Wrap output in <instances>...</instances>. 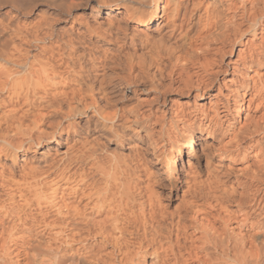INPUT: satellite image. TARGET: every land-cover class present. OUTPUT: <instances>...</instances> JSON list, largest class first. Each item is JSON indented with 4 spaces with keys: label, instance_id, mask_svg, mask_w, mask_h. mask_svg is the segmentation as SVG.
I'll return each mask as SVG.
<instances>
[{
    "label": "clouds",
    "instance_id": "9594fccd",
    "mask_svg": "<svg viewBox=\"0 0 264 264\" xmlns=\"http://www.w3.org/2000/svg\"><path fill=\"white\" fill-rule=\"evenodd\" d=\"M0 264H264V0H0Z\"/></svg>",
    "mask_w": 264,
    "mask_h": 264
},
{
    "label": "bare ground",
    "instance_id": "6f19581e",
    "mask_svg": "<svg viewBox=\"0 0 264 264\" xmlns=\"http://www.w3.org/2000/svg\"><path fill=\"white\" fill-rule=\"evenodd\" d=\"M213 91H215V89H213Z\"/></svg>",
    "mask_w": 264,
    "mask_h": 264
}]
</instances>
